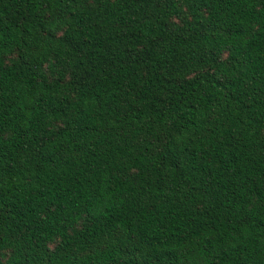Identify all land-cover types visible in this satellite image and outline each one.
<instances>
[{"label": "trees", "instance_id": "1", "mask_svg": "<svg viewBox=\"0 0 264 264\" xmlns=\"http://www.w3.org/2000/svg\"><path fill=\"white\" fill-rule=\"evenodd\" d=\"M0 264H264V0H0Z\"/></svg>", "mask_w": 264, "mask_h": 264}]
</instances>
